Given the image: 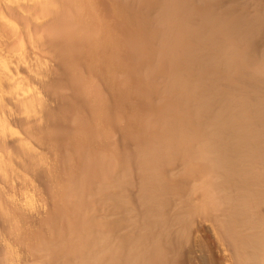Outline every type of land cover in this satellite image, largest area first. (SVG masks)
I'll return each instance as SVG.
<instances>
[{
    "label": "bare ground",
    "instance_id": "1",
    "mask_svg": "<svg viewBox=\"0 0 264 264\" xmlns=\"http://www.w3.org/2000/svg\"><path fill=\"white\" fill-rule=\"evenodd\" d=\"M0 0V264H264V0Z\"/></svg>",
    "mask_w": 264,
    "mask_h": 264
},
{
    "label": "rangeland",
    "instance_id": "2",
    "mask_svg": "<svg viewBox=\"0 0 264 264\" xmlns=\"http://www.w3.org/2000/svg\"><path fill=\"white\" fill-rule=\"evenodd\" d=\"M91 13L107 15L109 12L106 0H91L89 3Z\"/></svg>",
    "mask_w": 264,
    "mask_h": 264
}]
</instances>
